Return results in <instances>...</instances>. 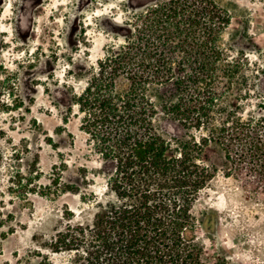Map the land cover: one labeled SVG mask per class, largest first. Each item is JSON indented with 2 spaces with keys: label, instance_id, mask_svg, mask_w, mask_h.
I'll use <instances>...</instances> for the list:
<instances>
[{
  "label": "rangeland",
  "instance_id": "1",
  "mask_svg": "<svg viewBox=\"0 0 264 264\" xmlns=\"http://www.w3.org/2000/svg\"><path fill=\"white\" fill-rule=\"evenodd\" d=\"M169 1L0 0V264H107L103 244L90 237L53 246L67 225L91 226L116 201L114 164L82 130L75 96L133 31L134 16ZM214 1L229 17L217 46L218 65L230 72L214 81L216 103L264 127V0ZM114 86L125 93L129 82L119 76ZM159 92L148 93L157 107ZM155 126L172 141L201 137L160 112ZM246 145L228 159L214 145L204 149L216 172L191 207L200 264H264V180L244 159Z\"/></svg>",
  "mask_w": 264,
  "mask_h": 264
},
{
  "label": "trees",
  "instance_id": "2",
  "mask_svg": "<svg viewBox=\"0 0 264 264\" xmlns=\"http://www.w3.org/2000/svg\"><path fill=\"white\" fill-rule=\"evenodd\" d=\"M134 18L130 37L75 96L82 130L114 164L109 181L116 201L100 207L91 226L67 225L53 246L76 247L90 237L103 244L107 264H200L191 207L216 172L203 161L204 149L214 145L228 159L246 143L244 159L263 181L264 127L245 124L216 103L221 93L214 81L230 72L218 65L217 46L229 17L214 0L169 1ZM119 76L129 82L125 93L115 91ZM153 88L164 89L159 107L148 95ZM159 112L201 137L165 139L155 126ZM2 157L0 150V163Z\"/></svg>",
  "mask_w": 264,
  "mask_h": 264
}]
</instances>
